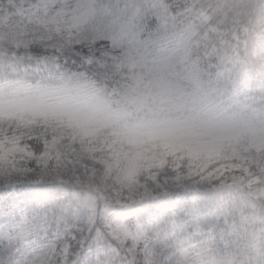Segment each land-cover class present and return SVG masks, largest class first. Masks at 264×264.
I'll return each instance as SVG.
<instances>
[{
	"label": "snow or ice",
	"instance_id": "1",
	"mask_svg": "<svg viewBox=\"0 0 264 264\" xmlns=\"http://www.w3.org/2000/svg\"><path fill=\"white\" fill-rule=\"evenodd\" d=\"M0 264H264V0H0Z\"/></svg>",
	"mask_w": 264,
	"mask_h": 264
}]
</instances>
